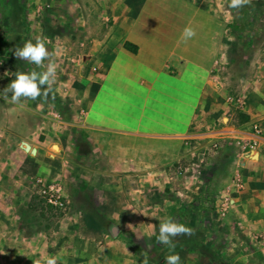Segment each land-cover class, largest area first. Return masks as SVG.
<instances>
[{"label": "crops", "instance_id": "0c3cea01", "mask_svg": "<svg viewBox=\"0 0 264 264\" xmlns=\"http://www.w3.org/2000/svg\"><path fill=\"white\" fill-rule=\"evenodd\" d=\"M29 1L32 25L46 27L48 0ZM229 2L92 0L96 21L77 30L91 34L90 42H82L67 79L76 87L61 94L62 111L73 119L61 120L53 144L75 143L80 160L109 165L99 174L109 179L94 188L96 205L124 204L134 223L146 224L151 206L187 207L209 187L216 197L211 215L222 214L244 235L264 236V152L240 161L239 185L233 183L235 138L252 123L264 130V43L240 38V11ZM185 27L195 31L186 41ZM41 133L48 167L46 124ZM12 137L39 153L30 139ZM167 218L158 213L154 222ZM186 252H178L180 264H193L182 261Z\"/></svg>", "mask_w": 264, "mask_h": 264}, {"label": "rangeland", "instance_id": "374dc122", "mask_svg": "<svg viewBox=\"0 0 264 264\" xmlns=\"http://www.w3.org/2000/svg\"><path fill=\"white\" fill-rule=\"evenodd\" d=\"M29 4V0H0V90L14 79L7 72L44 70L14 56L15 48L28 40L35 42L36 37L48 42L50 59L57 65V79L46 97L23 98L21 104L0 100V264H43L49 256L57 257L58 264H151L166 246L157 242L160 224L154 221L158 213L193 229L191 235L173 240L176 249L186 242H197L200 252L196 262L191 247L183 253V262L217 264L201 253L210 251L231 264H264V236L244 235L237 224L222 221V214L214 216L203 210L201 214L194 213L186 207L172 209L167 204L162 211L152 204L149 221L137 224L124 204L117 203L113 208L96 205L94 188L109 179L99 176L109 165L80 160L75 143L53 144L55 137H61V120L73 119L62 111L61 94L76 87L74 81L69 84L67 79L75 72L74 58L81 52L82 42H90L91 34L77 30L95 23L93 3L48 0L44 11L48 13L46 27L32 25L33 9ZM239 10L236 18L249 25L240 38L263 47L264 0L251 1ZM15 118L21 119L20 123ZM33 120L36 126L32 127ZM44 124L48 126V167L46 135L41 133ZM12 133L30 139L39 153L24 152L17 145L18 138L11 140ZM118 179L121 185L125 184L124 177ZM42 184L61 186L62 206L45 202L38 193ZM210 191L215 204V194ZM114 226L119 230L115 237Z\"/></svg>", "mask_w": 264, "mask_h": 264}, {"label": "clouds", "instance_id": "9594fccd", "mask_svg": "<svg viewBox=\"0 0 264 264\" xmlns=\"http://www.w3.org/2000/svg\"><path fill=\"white\" fill-rule=\"evenodd\" d=\"M250 2L251 0H230L228 7L239 10ZM194 36L195 31L191 27L184 28L182 38L185 41ZM14 56L44 70L7 72L8 75L14 76V79L0 90V100L10 104H21L23 98L35 100L41 96L46 97L57 79V65L54 60L50 59L46 39L36 37L35 42L32 40L25 41L22 47L15 48ZM46 60L48 63L45 65ZM192 232L193 229L176 221L174 217H169L160 224L157 242L166 245L169 249L170 254L166 256L167 264H180L181 258L175 252L174 238L180 235H191ZM43 264H58V258L54 256L45 257Z\"/></svg>", "mask_w": 264, "mask_h": 264}, {"label": "built area", "instance_id": "2783aa9c", "mask_svg": "<svg viewBox=\"0 0 264 264\" xmlns=\"http://www.w3.org/2000/svg\"><path fill=\"white\" fill-rule=\"evenodd\" d=\"M214 146H217V143ZM235 147L238 161L237 173L233 178V183L238 186L240 177L238 171L241 167L240 161L245 160L248 154L257 153L259 155L264 152V130L260 123H252L248 134L235 138ZM38 181L40 182V180ZM38 193L51 206L63 205L62 188L59 184H42Z\"/></svg>", "mask_w": 264, "mask_h": 264}, {"label": "trees", "instance_id": "16d2710c", "mask_svg": "<svg viewBox=\"0 0 264 264\" xmlns=\"http://www.w3.org/2000/svg\"><path fill=\"white\" fill-rule=\"evenodd\" d=\"M239 15H240V12H239ZM244 15H246V14H244ZM236 26L241 28L242 32H245L249 25H247L245 23V21L239 20L238 18H236ZM125 47L128 48L129 50H131L132 52H136L135 46H132L129 43H125ZM213 206H214V201L212 198L210 188L206 187V188H204V190L202 191V193L200 194V196L198 197V199L196 201L188 204V206L186 207V210H188L190 212H194V213L199 212L201 214L202 210L203 211H211L213 209ZM186 243L187 244H183L178 249L175 248V252L178 253L179 251H183V250L185 251V250H188L191 248L195 252H200L199 249L196 248L197 242H195L194 240L186 242ZM209 252L208 253L207 252H201V253L208 255L210 260L212 262L217 263V264H231L229 261H226V260L218 257L215 253H213V252L209 253ZM169 254H170V252H169L168 247L167 246L163 247L157 256L156 261H153L151 264H162V262L164 260H166V256Z\"/></svg>", "mask_w": 264, "mask_h": 264}, {"label": "water", "instance_id": "95a60500", "mask_svg": "<svg viewBox=\"0 0 264 264\" xmlns=\"http://www.w3.org/2000/svg\"><path fill=\"white\" fill-rule=\"evenodd\" d=\"M20 147H21L22 149H24L26 152H30L31 154H35V153H36V148L31 147V146H30L28 143H26V142H21ZM246 158H248V159H257V158H258V154H257V153H251V154H248V155L246 156ZM118 233H119L118 228L115 227V226L112 227V234H113V236H114V237L117 236Z\"/></svg>", "mask_w": 264, "mask_h": 264}]
</instances>
